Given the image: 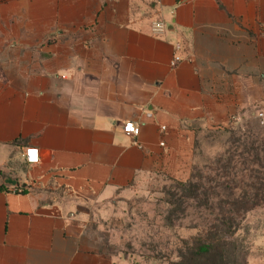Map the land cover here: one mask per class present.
<instances>
[{"label": "crops", "instance_id": "obj_1", "mask_svg": "<svg viewBox=\"0 0 264 264\" xmlns=\"http://www.w3.org/2000/svg\"><path fill=\"white\" fill-rule=\"evenodd\" d=\"M263 110L264 0H0V264H122L91 208Z\"/></svg>", "mask_w": 264, "mask_h": 264}, {"label": "rangeland", "instance_id": "obj_2", "mask_svg": "<svg viewBox=\"0 0 264 264\" xmlns=\"http://www.w3.org/2000/svg\"><path fill=\"white\" fill-rule=\"evenodd\" d=\"M238 120L224 128L242 134L248 130L264 131L250 115ZM208 131L202 128L198 136L195 134L188 179H174L163 173L149 174L116 199L91 208L92 226L118 262L172 264L178 261L185 242L202 235L194 227L203 225L204 210L196 208V202L187 198V193L177 183L191 180L195 163L207 173L206 165L230 147L226 138L210 137ZM10 166L22 167L18 161L11 162ZM8 175H11L9 170L0 169V183ZM230 241L236 249L237 264H264V207L248 213Z\"/></svg>", "mask_w": 264, "mask_h": 264}, {"label": "trees", "instance_id": "obj_3", "mask_svg": "<svg viewBox=\"0 0 264 264\" xmlns=\"http://www.w3.org/2000/svg\"><path fill=\"white\" fill-rule=\"evenodd\" d=\"M192 129L198 136L202 128L193 125ZM208 134L226 138L230 147L206 165L207 173L195 163L191 180L177 183L205 216L203 225L194 227L202 235L185 242L172 264H237L230 239L248 213L264 207V131L242 134L221 127Z\"/></svg>", "mask_w": 264, "mask_h": 264}, {"label": "built area", "instance_id": "obj_4", "mask_svg": "<svg viewBox=\"0 0 264 264\" xmlns=\"http://www.w3.org/2000/svg\"><path fill=\"white\" fill-rule=\"evenodd\" d=\"M167 31V25L163 21H156L152 24V32L154 35L160 36ZM180 62L179 58H175L172 62V66H176ZM255 120L257 121L259 127L264 128V110L254 115ZM238 119H234L232 124L238 122ZM124 133L131 136L136 137L140 133V126L133 122L128 121L125 123L123 127ZM25 158L28 163L34 164L39 161L37 151L36 150H28L25 154Z\"/></svg>", "mask_w": 264, "mask_h": 264}]
</instances>
